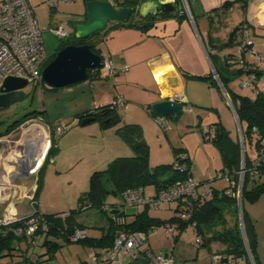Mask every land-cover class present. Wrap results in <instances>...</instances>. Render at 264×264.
Listing matches in <instances>:
<instances>
[{"label": "rangeland", "instance_id": "rangeland-1", "mask_svg": "<svg viewBox=\"0 0 264 264\" xmlns=\"http://www.w3.org/2000/svg\"><path fill=\"white\" fill-rule=\"evenodd\" d=\"M99 1L107 2L109 0ZM181 4L183 7L182 1ZM30 6L43 32L48 58L56 53L55 50L60 41L58 37L51 33V30L62 28L69 35H72L75 32V26L84 23L86 20L84 17L86 14L88 15L85 0H76L72 4L63 3L54 9L43 3L42 0H30ZM188 11H190V8H188ZM136 14L134 13L131 16V21L137 20L138 17L136 18ZM80 17L83 18L82 22H79L78 18ZM244 17L241 8L235 9L227 21L228 31L224 30L222 33L226 36L228 32L240 24L241 19ZM199 21V19H196L195 22L199 23ZM231 51V49H228L217 54L219 56L216 59L217 67L227 76H230V70H225L224 57ZM248 59L255 61L251 56ZM238 68V65H233L231 69ZM236 80L233 81L234 88H236ZM237 82H239V78ZM43 85L46 84L29 82L23 90L26 100L9 107L0 108V134L5 133L14 122L20 120L24 115L34 112L39 115L46 110L54 109V102L50 98L49 93L45 92ZM46 87L50 88L47 85ZM249 90L244 89V91L239 92L248 94ZM62 108L63 105L57 107L59 110ZM119 115L122 119V124L130 122L132 117L140 118L143 120V123L145 122V125L141 123V127L144 138L150 147L151 169L159 165L174 164L175 149L184 147L187 149V153L192 160V168L193 173L196 175V182L203 183L199 186L200 192L203 193L206 190L213 191L214 189L222 191L230 186V182L226 177L219 178L223 165L218 148L211 139L204 137L202 132L204 129L196 126L197 123L194 121L193 115L181 113L168 117L170 129L167 132H164L156 121L147 119L141 112L129 113L121 109ZM64 121L71 125V129L63 138L61 135L56 136V146L59 147V150L49 154V160L44 164L34 180L29 179L23 182L27 185L26 182L29 183L33 180L29 186L28 196L19 202L15 208V216L19 217V219L30 217L35 213L33 203L36 204L37 211L45 215L68 214L73 210H77L80 197L89 191L90 178L94 172L107 169L109 164L117 157H132L136 154V151L118 135V126L103 130L100 128L99 122L81 126L74 123L72 119H65ZM219 122L225 126L232 137L237 136L238 133L240 140L238 123L230 106H220L218 110H214L209 116H205L202 126ZM31 123L28 120L20 128L26 129ZM20 128L18 126L14 131L18 129L20 131ZM247 152L250 161H254L258 157L256 148L250 144L247 145ZM245 175L246 172H244L243 177L239 176L237 182L239 187V192H236L238 199L237 214L232 211L227 215V219L232 226L236 220H239L241 226L243 221V208L248 212L258 232V254H262L259 261H261V264H264V194L254 203L249 202L247 199L243 202L242 190ZM259 181L260 184H264V174ZM253 184L254 182L252 180L249 184L250 189ZM144 195L147 197L157 195L156 187L152 184L147 185L144 188ZM240 197L242 212H240L239 206ZM34 200L35 202H33ZM106 204L111 206L117 205L118 209L126 214L134 209L124 205L122 196L108 195L106 197ZM177 205L178 202L172 204L163 203L159 207L152 206L149 207V213L163 220L174 215L173 218H176L175 207ZM110 212L111 210L105 212L103 209L89 208L75 213L76 220L85 227L88 240L84 242L68 241L64 236L57 237L51 235L50 239L59 245L55 259L41 264H100L104 259V255H101L102 250L97 249L92 243L95 238H101L104 234L109 233L112 226ZM0 213H2V210ZM177 220L168 225L177 227L180 235L178 237L179 239L175 241L176 238H172L170 235L164 233L165 225H163L158 227V232L149 238V243L146 244L147 247H151L152 251L156 253H172L175 256V243L182 241L188 246L196 248V250L199 249V254H202L201 259L203 260L207 256V254L203 253H206L208 250L201 244H195L198 240L195 227L192 224H188L181 231L179 219ZM214 244V246L211 245L212 250L214 249L216 251L221 248L218 243ZM13 246L15 249L20 247L21 251H26L25 242L20 243V245L15 242ZM28 251L29 254L33 253L30 252L31 249ZM96 252L100 253L98 255V261L94 257ZM40 253L41 248H36L33 254L36 256ZM20 254L21 252L19 250H14L12 255L1 258L0 264H20L22 260ZM248 256L250 257L249 253ZM187 259L178 260L177 258V264H195L193 259ZM239 261V264H247L245 259L241 258Z\"/></svg>", "mask_w": 264, "mask_h": 264}, {"label": "trees", "instance_id": "trees-1", "mask_svg": "<svg viewBox=\"0 0 264 264\" xmlns=\"http://www.w3.org/2000/svg\"><path fill=\"white\" fill-rule=\"evenodd\" d=\"M90 0H85L87 3ZM146 0H109L107 2H113L114 7L117 10L130 9L132 11L131 16L134 13L136 18L140 16L138 13L139 6ZM182 0H175L176 9L174 12H165L161 13L158 16L149 15L145 18H141L140 21L130 20L126 22H115V25L118 26H137L142 28H148L154 25V22L157 19L161 18H172L178 17L184 19L187 16L184 6L181 4ZM238 1H244L242 8L244 10L248 7L249 0H236L235 2H226L221 8L215 9L210 14L207 15L209 23V33L208 40L206 43L207 52L209 54L210 60L213 63L214 70L218 75V78L221 82V85L225 92L230 96L232 105L238 116V120L241 125L244 138L245 146V169L247 170L246 175L244 176V184L242 190V201L244 202L247 199L249 202L257 201L262 194H264V184H260L259 179L264 174V166L260 168L257 165V168L254 166V162L257 161V158L254 161H250L248 158L247 145L250 144L256 148V151L259 152L264 150V94L256 91L257 96L255 99H251L248 96L237 94L233 92L230 88L231 82L243 76V70L231 69L233 63L231 58L233 53H229L224 57V63L226 65V71L230 70V76L222 73L221 70L216 65V59L219 53L228 50L235 49L240 42V29L241 26L245 23L242 22L237 25L233 30L227 33L225 36L222 32L227 27V21L230 17L232 7ZM104 2V1H103ZM192 0H188L190 12L195 19L193 9H192ZM86 17V18H85ZM84 22L87 21L88 15L86 14ZM83 21V18L81 22ZM103 31L92 34L91 36L85 39L76 38L75 32L64 40H60L59 44L51 57H49L47 64L53 61L57 53L63 48L69 45H83L88 44L91 46V49L96 54L100 55V50L98 48L101 39L99 36ZM101 56V55H100ZM102 57V56H101ZM229 68V69H227ZM90 72V78L96 76L100 70ZM261 69L256 71V76L262 74ZM187 77H190L195 80L209 81L215 87H219V84L213 75L206 77H197L184 74ZM45 91H55L59 89H52L43 85ZM113 104L103 106L98 109V111L93 113H85L77 115L78 124H81V121L88 116H95L97 122H99L102 129H108L113 126H118L117 133L118 135L132 148L136 151V154L132 157H117L114 159L108 166L107 169L103 171H96L92 174L90 178V188L89 191L84 193L78 204V209L73 210L72 212L66 214H55V215H45L40 214L37 209L32 216H40L44 219L41 223V227L36 231L32 236H27L26 234L17 235L15 231L19 228H24L26 222L30 217L23 218L18 222L10 224L8 226L0 227V259L5 256H10L13 254L14 250H19L21 252L22 260L20 264H41L44 262H50L55 259L56 251L58 250V243L50 239L51 235L57 237L64 236L68 241H73L71 237L76 230H85L83 224L79 223L75 218V213L81 212L89 208H98L103 209L105 212L110 210H105L106 197L108 195L122 196L128 190L143 189L147 185H154L156 187L157 194L167 190L174 184L179 181H182L189 176H191V162L182 149H175V158L180 153L186 154L187 169L184 171H179L174 168V164L159 165L154 169L150 168V147L144 138L143 129L139 124L134 123H124L122 124V119L118 113V110L112 108ZM152 117H156L152 112L151 108L148 109ZM43 114V113H40ZM37 115L36 112L31 113L28 118L34 117ZM107 120H110L108 123ZM19 121L12 124L5 133H10L15 128L19 126ZM209 128L215 129L214 135L204 134V137L212 140L215 146L218 148L221 159H222V173L229 174L231 182L237 184L239 180V172L241 170V164L243 160L241 143L239 136L232 137L227 131L225 126L219 122L215 123ZM256 129V131H254ZM2 134H0L1 136ZM57 150L55 146L51 150V154ZM252 173H257L258 176H252ZM253 180L254 184L252 188H249L250 182ZM231 189V194H226V191ZM237 187H226L224 190L219 191L214 189L212 192V198L204 199L201 198L195 203V213L193 219L189 221H180L181 231L183 227L188 224L196 223L195 230L199 237L203 239L202 245L208 246L213 242L223 244L226 249L220 255L222 256L218 264H235L242 258L248 259V252L243 237L242 229L239 223V220L235 221L233 226L229 224L227 215L230 212L234 211L237 214L238 211V199H237ZM204 193H201L203 195ZM156 196V195H154ZM181 204H178L176 207V212H179L182 208ZM119 210V209H118ZM115 211L111 209V212ZM110 212V213H111ZM115 215L122 216L126 219V224L124 229L128 231L135 232H148L154 228L165 225L166 223L177 220L172 218L168 222H163L159 219L152 218L149 215V206L144 207V210L136 215V218L132 222L127 221V215L125 212L120 211L118 213H111L110 221L112 226L108 234H104L101 238H95L93 245L97 249L102 250V254H106L108 249L113 246L115 237L119 231V227L115 224L113 217ZM178 221V220H177ZM243 226L244 234L247 240L248 247L251 251L252 257L255 264H258L257 257V246L258 238L255 229V224L251 219L248 212L243 208ZM39 236L40 241L35 242L36 237ZM180 236V235H179ZM176 239H178V237ZM88 236L82 242L87 241ZM79 241V242H80ZM25 242L26 251H21V248L18 247L15 249L13 246L14 243ZM35 248H41V253L35 256V260L32 261L31 258L34 254H27L28 250L33 252ZM6 252V253H4ZM100 253L97 252V258ZM99 260V258H98ZM96 260V261H98ZM104 259L100 264H103ZM210 264V263H209Z\"/></svg>", "mask_w": 264, "mask_h": 264}, {"label": "crops", "instance_id": "crops-1", "mask_svg": "<svg viewBox=\"0 0 264 264\" xmlns=\"http://www.w3.org/2000/svg\"><path fill=\"white\" fill-rule=\"evenodd\" d=\"M235 1L236 0H193L192 9L195 16L193 24L189 21L188 17L184 19L178 17L157 19L154 25L148 28L118 26L115 25L116 21L109 22L107 28L103 30L102 34L99 36L101 42L98 48L104 61H111L118 73L116 75H109L101 70L87 82L62 88L61 90L45 91L49 93L50 98L54 102V109L46 110L43 114H37L33 118L28 119L30 122H35V126H32V128L37 130L39 135L52 138L54 146L57 148V150L54 151H58L59 147L56 146V136L60 135L56 132V127L58 125L67 128L65 133L61 135L63 138L71 129V125L65 123V119H72L74 123L81 125L78 124L77 115L87 112H96L103 106L113 104L119 98L124 101V105L116 109L118 113L121 109L129 113L141 112L147 119H152V121H156V119L150 115L148 109L151 108L153 104L165 99L179 100L184 103V113L193 115L197 127L199 126V128L203 129L209 128L213 124L202 126L204 117L209 116L214 110H218L220 106H230L225 93L220 85V88H218L209 81L195 80L184 74L197 77L214 76V66L207 56V47L205 43L208 40L209 33L207 15L213 10L221 8L226 2ZM263 1L264 0H249L246 10L242 8L244 1H238L234 4L231 11V13H233L237 8L242 9L245 17L241 19L240 23H249L252 28V35L259 48L264 44V15L259 14L255 17L251 12L254 7L261 5ZM249 17L250 19H248ZM141 18L142 17L139 16L137 21H140ZM196 19L200 20L199 23L195 22ZM225 30L228 31V27L225 26ZM233 52L234 49H232L231 53ZM249 61L253 62L252 60ZM126 68H128V70H125ZM261 71H263L262 74L257 78V91L258 93L261 92L264 94V67L261 68ZM237 80L236 88H234V83L231 82V90L235 93L238 92L237 94L255 99L257 93L252 90H249L248 94L241 93L244 89L240 88ZM59 105H63V108L60 110L57 109ZM230 109L234 114L231 106ZM28 120L26 122H28ZM126 123L139 124L140 126L142 123L145 125V122L143 123V120L137 117H132L131 121ZM20 129V131L19 129L16 131L13 130L10 133H3L1 135L8 136V139L0 143V174L4 173L10 175L14 174L16 171L14 164L11 162L13 160V155L10 156V154L26 137V131L23 132L24 129ZM21 147L19 146V148ZM180 149L184 150L187 154L191 162V176L195 179L196 175L193 173L192 160L187 153V149L184 147ZM6 157L7 159L5 160ZM33 180L31 182H33ZM31 182L26 183L30 186ZM199 184L201 185L203 183ZM210 198H212V195ZM112 207L115 209L118 208L117 205L111 206V208ZM143 210L144 207L131 210L126 214L127 221H134L136 215ZM178 213L179 212H176L177 219H179ZM149 215L163 222H168L175 216L163 220L162 218L152 216L150 213ZM16 218L19 219L17 216ZM171 223L172 222L166 223L165 226ZM195 233L197 234L196 230ZM256 233L258 238L257 229ZM176 240L177 239H175V241ZM148 243L149 242H147V244ZM214 243L217 242L204 246L208 251L203 253L207 254L203 260L201 259L202 254H199V249L196 250V248L188 246L182 241L175 243V256L172 253L165 254L173 256L175 264H177V258L178 260H183L184 258H188L187 260L193 259L195 264H209L213 255H220L226 249L223 244L218 243L221 248L216 251L214 249L212 250L211 245L214 246ZM258 247L259 246H257L258 264L259 262L261 264L259 258L262 254H258ZM146 250L152 251L151 247L145 245L141 253H139L138 259L140 262L134 263V261H131V264H144L143 260H145V258L143 254H145ZM193 250L194 252H192ZM27 254H29V251ZM95 254H97V252ZM243 259H245L247 264H253L249 256L248 259ZM31 260L34 261L35 256H33ZM239 262L240 261H238V264ZM115 264L129 263L118 261Z\"/></svg>", "mask_w": 264, "mask_h": 264}, {"label": "built area", "instance_id": "built-area-1", "mask_svg": "<svg viewBox=\"0 0 264 264\" xmlns=\"http://www.w3.org/2000/svg\"><path fill=\"white\" fill-rule=\"evenodd\" d=\"M76 0H42L50 8L59 7L60 4H72ZM193 1V0H192ZM184 4H188V0H183ZM113 3V2H112ZM189 7V4L187 5ZM189 21L193 24L192 14L186 13ZM81 22L82 17L78 18ZM51 33L58 37L59 40H64L70 35L62 28L51 30ZM207 56L209 54L207 52ZM253 57L255 61L250 62L248 57ZM48 55L45 48L43 32L40 29L39 22L30 6V0H0V87L8 78H18L27 80L33 83H43L42 73L48 62ZM234 65H238L243 70V77L239 78V86L241 89H250L254 92L258 90L256 71L264 67V44L257 46V43L252 35V28L249 23H244L240 29V42L236 46L231 58ZM103 70L106 74L116 75L117 69L109 60L104 61ZM125 70H128L126 68ZM99 71V70H98ZM94 70L93 73H95ZM246 77V78H245ZM222 88V86H221ZM223 89V88H222ZM225 94V90L223 91ZM226 96V95H225ZM124 101L119 98L113 103L112 108L117 109L122 107ZM156 122L160 125L164 132L170 129V123L166 117H155ZM28 128H23L25 132L24 141L14 149L10 156L13 155L11 161L16 171L14 174H0V227L8 226L21 219L15 216V208L29 194V186L25 181L34 179L38 176L41 168L49 160V154L54 144L50 137L39 135L38 131L33 129L35 122ZM32 128V129H30ZM66 127L57 126V134H64ZM256 131V129L254 130ZM205 134L214 135L215 129L206 128L203 131ZM8 136H2L0 143L7 141ZM242 164L239 176L243 177L245 169V150L242 149L244 144L243 132L240 136ZM19 146L21 148H19ZM8 157V156H7ZM5 158V160L7 159ZM254 167L260 168L264 166V150L260 151L257 161L254 162ZM22 167L23 172L19 173V168ZM186 154L180 153L174 162V168L179 171L187 169ZM252 176L257 177V173H252ZM226 177L230 182V188L237 187L235 182H231L229 174L219 175V178ZM200 184L189 176L188 178L177 182L167 190H164L156 196H145L143 189L128 190L123 195V202L126 207L141 208V207H159L163 203L172 204L178 202L182 205V209L178 213L180 221H189L193 219L195 213V203L201 198L209 199L213 191H206L203 195L199 192ZM232 190L228 189L226 194H231ZM239 192V190L237 191ZM35 202V200L33 201ZM33 208L36 210V204L33 203ZM111 206L107 205L105 210H111ZM113 220L119 231L115 237L113 246L106 254H103L105 261L103 264H115L118 261L130 263L139 257L142 248L147 244L148 239L158 232V228H154L148 232H135L124 229L126 219L122 216L115 215ZM44 219L40 216H32L26 222L24 228H19L15 231L17 235L23 233L27 236H32L41 227ZM194 227L196 223L192 224ZM164 233L172 238L179 236L177 227L166 225ZM87 238L85 230H76L71 239L80 241ZM39 236L35 242H39ZM201 237L196 241V245L202 244ZM147 264H175L173 256L165 253H156L151 250H146L143 254ZM98 260L97 255L94 256ZM222 256L215 254L211 257L210 264H218Z\"/></svg>", "mask_w": 264, "mask_h": 264}, {"label": "water", "instance_id": "water-1", "mask_svg": "<svg viewBox=\"0 0 264 264\" xmlns=\"http://www.w3.org/2000/svg\"><path fill=\"white\" fill-rule=\"evenodd\" d=\"M187 5L188 4H184V10L186 13L190 14V11H188L189 7ZM175 9V0H146L139 6L138 13L141 17L145 18L149 15L158 16L161 13L174 12ZM87 10V22L80 23L75 26V35L78 39H85L94 33L105 30L109 22H126L132 14L130 9L117 10L112 2H103L99 0L88 1ZM103 66L104 59L100 55L93 52L90 45H69L60 50L55 59L46 65L42 73L43 83L52 89L66 88L79 83L87 82L90 78L89 71L100 70ZM214 76L219 85L222 86L215 71ZM27 85V80L18 78L6 79L0 87V108L9 107L26 100L23 90ZM225 95L234 112L239 127V135L241 136L242 129L238 116L229 95L227 93ZM151 110L155 116L168 118L170 116L184 113V103L179 100L165 99L153 104L151 106ZM96 120L97 118L95 116H88L81 121V125L86 126L96 122ZM109 121L110 120H107L106 122L108 123ZM242 145V149L245 150L244 144ZM22 172L23 169L20 167L19 173L21 174ZM239 200L240 212H242L241 197ZM118 212L119 210H115L111 213L114 214ZM241 229L247 251L250 254L252 263L255 264L244 234L243 221ZM137 262H140L139 259L134 261V263ZM143 263L147 264V260H143Z\"/></svg>", "mask_w": 264, "mask_h": 264}, {"label": "bare ground", "instance_id": "bare-ground-1", "mask_svg": "<svg viewBox=\"0 0 264 264\" xmlns=\"http://www.w3.org/2000/svg\"><path fill=\"white\" fill-rule=\"evenodd\" d=\"M251 13L255 17L258 16L259 14L264 15V1L261 3V5L254 7Z\"/></svg>", "mask_w": 264, "mask_h": 264}, {"label": "flooded vegetation", "instance_id": "flooded-vegetation-1", "mask_svg": "<svg viewBox=\"0 0 264 264\" xmlns=\"http://www.w3.org/2000/svg\"><path fill=\"white\" fill-rule=\"evenodd\" d=\"M87 22V21H86ZM86 22H84V23H86ZM29 83V82H28ZM20 103V102H19ZM28 116H30V114H28V115H24L20 120H17V121H19L20 123H19V128L22 126V125H24V123L29 119L28 118ZM31 118H33V117H31ZM30 118V119H31ZM16 121V122H17ZM34 122V121H33ZM15 123V122H14ZM13 123V124H14Z\"/></svg>", "mask_w": 264, "mask_h": 264}, {"label": "clouds", "instance_id": "clouds-1", "mask_svg": "<svg viewBox=\"0 0 264 264\" xmlns=\"http://www.w3.org/2000/svg\"><path fill=\"white\" fill-rule=\"evenodd\" d=\"M209 58H210V57H209ZM214 71H215V70H213V74H214ZM214 77H215V76H214ZM215 79H216V78H215ZM216 80H217V79H216ZM217 82H218V81H217ZM218 84H219V83H218ZM220 87H221V86H220ZM221 89H222V88H221ZM222 90H223V89H222ZM112 210H118V208H116V209H115V208H112Z\"/></svg>", "mask_w": 264, "mask_h": 264}]
</instances>
